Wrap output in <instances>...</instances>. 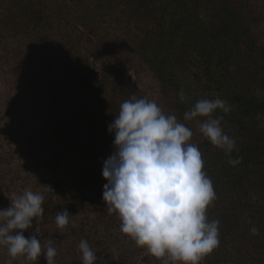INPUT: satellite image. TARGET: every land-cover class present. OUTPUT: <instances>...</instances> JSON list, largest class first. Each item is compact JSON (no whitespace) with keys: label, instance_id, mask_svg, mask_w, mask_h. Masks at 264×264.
<instances>
[{"label":"trees","instance_id":"16d2710c","mask_svg":"<svg viewBox=\"0 0 264 264\" xmlns=\"http://www.w3.org/2000/svg\"><path fill=\"white\" fill-rule=\"evenodd\" d=\"M253 25L246 0H0V207L15 192L43 195V216L24 235L54 247V264H83L82 240L96 264H183L138 247L103 200L115 139L108 126L136 97L124 64L130 50L178 115L201 99L220 98L228 109L212 118L223 117L233 151L209 140L201 151L219 245L199 264H264V41ZM92 35L103 61L87 47ZM4 256V264H47L44 254L13 259L6 246Z\"/></svg>","mask_w":264,"mask_h":264},{"label":"clouds","instance_id":"9594fccd","mask_svg":"<svg viewBox=\"0 0 264 264\" xmlns=\"http://www.w3.org/2000/svg\"><path fill=\"white\" fill-rule=\"evenodd\" d=\"M180 98H184L182 91ZM218 109L228 111L220 98L201 99L185 112L184 119L207 118L201 133L230 155L236 142L223 132V117L212 118ZM108 130L115 139L114 152L102 170L107 180L103 200L108 212L118 215L120 231L156 258L199 264L219 245V221L209 222L206 216L215 192L203 171L201 152L189 143L192 131L176 116L165 115L155 101L135 96L120 105ZM43 201L42 194L26 190L11 198L10 207L0 209V245L7 247L13 259L24 256L38 261L44 254L47 264H54V247L42 250L36 236L24 235L33 218L43 216ZM69 215L66 208L58 212L56 225L67 226ZM251 231L258 235L257 228ZM79 249L83 264H96V253L87 241L82 240Z\"/></svg>","mask_w":264,"mask_h":264},{"label":"rangeland","instance_id":"374dc122","mask_svg":"<svg viewBox=\"0 0 264 264\" xmlns=\"http://www.w3.org/2000/svg\"><path fill=\"white\" fill-rule=\"evenodd\" d=\"M246 1L251 8L252 16H254V32L256 33L259 40L264 41V0ZM97 40L98 39L95 35L89 36L87 38V47L97 60L103 61V54L101 52L102 50ZM246 51L247 50L245 47L241 49L240 56L242 58H244V55H247ZM124 53V64L129 74V80L134 87V92L136 93L137 99L143 98L148 101H155L165 115L176 116L177 121L184 124L193 133L189 143L195 145L201 152L203 148H205L206 142L208 140L200 131V126L205 122L206 119L194 118L192 120H185L183 116H180L175 111H173L167 99L161 95L158 82L145 68L138 57L130 50H126ZM244 59L247 62L244 63L245 67L249 66L251 63L246 58ZM239 80L240 88H246L248 85L247 74L241 73ZM258 123L259 126L264 127V120L262 118H258ZM24 167L28 168L27 166ZM14 194L16 197L22 195L19 192H15ZM0 209L3 208L0 207ZM4 255L5 246L0 245V264H4Z\"/></svg>","mask_w":264,"mask_h":264}]
</instances>
